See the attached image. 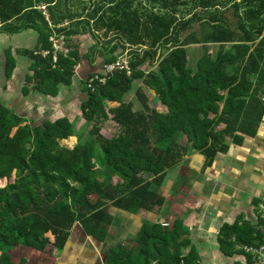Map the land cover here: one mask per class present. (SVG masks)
Wrapping results in <instances>:
<instances>
[{
  "label": "trees",
  "instance_id": "1",
  "mask_svg": "<svg viewBox=\"0 0 264 264\" xmlns=\"http://www.w3.org/2000/svg\"><path fill=\"white\" fill-rule=\"evenodd\" d=\"M144 2L149 7L136 0H0V22L17 19L20 27L39 33L37 51H49L46 57L31 53L40 67L37 89L55 94L57 85H71L82 59L89 64L93 60L87 52L81 54L77 42L90 32L108 40L100 44V64L115 61L127 46L132 72L128 77L116 69L106 76L100 65L87 74L81 81L84 97L79 106L84 124L78 130L77 120L66 117L22 126L23 120L0 103V264H12L10 253L15 248L62 251L76 223L94 240L105 241L113 223L109 210L135 214L163 205L165 196L157 188L167 171L179 164L187 144L209 166L217 154L227 152L229 142L241 144L243 136L254 137L264 112L260 96L264 93V0ZM40 3L47 8L48 22L37 11ZM74 4L80 13H71ZM229 7L235 24L228 17ZM65 21L68 26L57 33L66 36L63 47L68 54H58L52 68L48 25ZM195 24L202 30L199 37ZM256 39V47L248 53L247 43ZM206 43H232L235 53L206 54L195 60L193 69L185 67V48ZM95 47H90L91 52ZM163 47L157 71L143 76L142 87L134 90L140 106L136 109L124 96L143 73L139 67L154 60ZM94 74L106 80L93 82L91 91L87 82ZM144 89L153 91L152 101L166 111L151 108ZM105 122L117 128L109 138L98 133ZM221 124L224 129L218 131ZM179 133L185 136V145L175 142ZM98 166L105 175H100ZM142 175H150L151 181ZM113 176L118 179L115 184ZM254 233L246 221H234L220 227L217 243L225 256H231L237 253L236 244H252ZM135 239L131 249L110 246L106 264H135V259H142L141 264L154 260L167 264V259L168 264H196V251L180 217L171 228L147 224ZM182 246L188 248L185 256L180 255Z\"/></svg>",
  "mask_w": 264,
  "mask_h": 264
},
{
  "label": "crops",
  "instance_id": "2",
  "mask_svg": "<svg viewBox=\"0 0 264 264\" xmlns=\"http://www.w3.org/2000/svg\"><path fill=\"white\" fill-rule=\"evenodd\" d=\"M17 22V19H12L7 24L0 22V103L9 107L12 116L23 120L22 126L28 124L35 126L37 123L52 122L62 117H66L70 122L76 121L78 117L74 116V119L70 120L62 107L64 103H70L74 77L69 86L57 85L55 94L37 89L40 74L36 73L40 67L33 63L32 54L39 55L35 54L39 52L36 48L39 33L31 28L24 29ZM65 23L55 27L49 23V36L55 35L56 39L64 41L66 39L64 33L58 34L57 31L68 26V23ZM258 39L247 43L248 53L256 47ZM224 44L189 45L185 51L187 52L189 47L199 46L201 53L197 58L206 54L217 56L220 52H222L220 54L235 53L232 43ZM129 57L128 50H125L123 55L116 59L128 60ZM194 64L189 66L190 69L194 68ZM125 75L129 77L131 74L125 73ZM144 93L149 99L151 108H156L159 112L166 111V107L152 101L155 96L153 91L148 92L144 89ZM260 96L264 104V93ZM219 106L218 112L222 110L223 104L220 103ZM11 120L13 121V118ZM221 129H224L222 124L217 130ZM243 138L245 139L241 144L229 142L227 152L217 154L209 166H204V158L201 154L194 152L190 145V148L187 146L179 164L167 171L162 185L157 188V192L165 196L163 205L152 210L139 209L135 214L109 210L117 220L113 218L114 224L109 226L105 241L94 240L76 223L71 228L62 251L51 253L22 251V253V249L15 248L12 251L19 249L22 255L12 257L10 253L12 264H106L105 252L110 246L131 249L136 245V235L145 225L156 224L164 229L171 228L176 217L182 218L186 237L197 254L196 264H232L237 253L225 256L217 243V233L223 224H233L234 221L241 224L242 220L239 219L242 214L246 217V223L253 227L256 218L260 217V206L264 208V112L254 137L243 136ZM139 213L142 217H138ZM162 223L167 226H162ZM114 226H119L118 235H115ZM181 239L183 235L179 236L177 241ZM187 250L188 248L182 246L180 255L185 256ZM173 251L171 248L172 253ZM156 252L152 254L155 255ZM169 252L167 248L168 255ZM161 253L166 256L163 251ZM142 262V259H135V264ZM166 262L168 264L169 260L167 259ZM150 264L158 263L154 260L150 261Z\"/></svg>",
  "mask_w": 264,
  "mask_h": 264
},
{
  "label": "rangeland",
  "instance_id": "3",
  "mask_svg": "<svg viewBox=\"0 0 264 264\" xmlns=\"http://www.w3.org/2000/svg\"><path fill=\"white\" fill-rule=\"evenodd\" d=\"M136 2L137 3L140 2L141 6L149 7V5H144L145 4L144 0H136ZM40 4H39V6H37V11H39L40 13H43L45 19L47 20V18H48L46 16L47 15L46 14L47 13V8H46V6L43 3H40ZM70 4H73V3L70 2ZM83 4H84V6L87 5L85 2ZM42 7H45L43 11L41 10ZM138 7L140 8V5ZM79 8L80 7L77 4H74L71 7V13H80L79 12ZM229 8H228V10H229ZM231 11H232V8H230V11L228 13V17L230 18V20L234 21V18L232 17ZM82 17H83V19H85L84 18L85 15H83ZM65 22L63 24H66ZM235 22L236 21H234L233 24H235ZM197 26H199V25L195 24L193 26V28H194V32L196 31L195 33L197 34V37H199V35H201L202 30H201L200 26L199 27H197ZM64 27H67V26H64ZM95 34L96 33H91V32L88 33V34L85 33L83 35H80L81 37H79L78 40H77V42L80 43V52H81V54H85L87 52L89 54V57L90 56L93 57V60L89 64L87 60L82 59L80 64L75 68V71H74V74H75L74 81L75 82L73 84V94H72L70 103H64V105H62V107L65 109V114H67V116L70 117V120H73L74 116H76V118L78 117L77 124H76V129L77 130L84 124L83 118L81 117L80 109H79L80 101L82 99V96L84 97V95L81 92V90H82L81 81H86L85 78H86L87 74L89 72L91 73L93 71H96V69L99 68L100 62L102 61L100 53H98L99 48H101L100 44H107L108 43V40H106L105 38H102L101 34H98V35H95ZM109 37L112 40L113 35H109ZM91 46L92 47L96 46L92 50V52H91V48H90ZM127 49H128V47L126 46V50ZM164 51H165V47L160 48L158 50V52L160 54H157L155 56L154 60L145 61V63L140 68H141V70L143 72H146V73H141L139 78L134 81L133 89L128 94H126L124 96V100H132L134 102V108L140 109V106H139L138 102L136 101V99L134 97V90L136 88H138V87H142L143 84H142L141 80L143 79V76H145L147 73H152V72H156L157 71V62L161 59V54H163ZM90 52H91V54H90ZM122 53H124V52H122ZM200 53L201 52L199 51V46L189 47L188 51L185 54V67L190 68L189 66H192L194 64L195 60L197 59L198 54H200ZM119 59H122V58H119ZM90 126L91 125H89L87 127V129H85V130L87 131L90 128ZM115 132H117V128L115 127V125H113L110 122L103 123L102 125L99 126V129H98V133L99 134H101L102 136L108 137V138L111 137V135L114 134ZM174 140H175V142H178L179 144H183L184 142H185L184 145L186 144V139H185V136L183 134H180V133L177 134ZM187 146H188V148H190L189 145H187ZM98 169H99L100 175L103 176V175L106 174V170L105 169H102V168L100 169L99 166H98ZM100 175L97 176V179L99 181L102 180ZM142 176H143L142 178L144 180H146V181H147V179H151L150 175H142ZM117 181H118V179L115 176H113L111 178V182H113L114 184ZM2 184H4V182H2ZM163 186H165V184ZM162 190L164 191V188ZM138 217H142L140 213H139ZM113 218L115 219V216ZM245 218H246L245 215L242 214V216L240 217L239 220L247 221V220H245ZM115 220H117V219H115ZM113 224H114V221H113ZM114 227H115V230H116L115 231V235H118L117 233H118V230H119V226H114ZM20 249H22L21 252L22 251H25V252L29 251L27 247H20ZM11 254H12V257H16V256H21L22 255V254H20V250L19 249H16V251H11ZM14 260H15V258H14Z\"/></svg>",
  "mask_w": 264,
  "mask_h": 264
},
{
  "label": "built area",
  "instance_id": "4",
  "mask_svg": "<svg viewBox=\"0 0 264 264\" xmlns=\"http://www.w3.org/2000/svg\"><path fill=\"white\" fill-rule=\"evenodd\" d=\"M45 7H42L43 11ZM47 14V13H46ZM44 16V14L42 13ZM48 17V15H46ZM48 22V18L46 20ZM51 43L52 51L50 52L52 56L53 67L56 65V56L62 54L66 56L68 54L67 49L63 47V41L56 39L55 35H51L48 38ZM35 54H39L42 57H46L49 54L48 50H41ZM125 59V60H124ZM123 70L127 75L131 74L129 62L127 58L116 59L113 62L103 64L101 70L106 76H111L116 70ZM106 77H99L98 74L91 76L87 82V88L93 90V82L102 84L105 82ZM260 217H257L256 223L253 226L255 241L252 244H236L235 250L237 254L234 256L235 260L232 264H264V208L260 206ZM262 218V219H261ZM162 226H167V224L162 223Z\"/></svg>",
  "mask_w": 264,
  "mask_h": 264
}]
</instances>
